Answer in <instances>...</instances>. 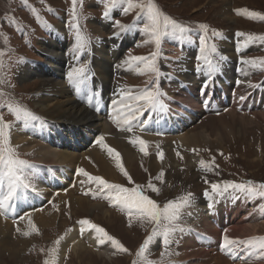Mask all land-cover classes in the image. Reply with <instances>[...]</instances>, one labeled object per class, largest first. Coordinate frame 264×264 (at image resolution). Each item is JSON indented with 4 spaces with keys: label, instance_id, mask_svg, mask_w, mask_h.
<instances>
[{
    "label": "rangeland",
    "instance_id": "rangeland-1",
    "mask_svg": "<svg viewBox=\"0 0 264 264\" xmlns=\"http://www.w3.org/2000/svg\"><path fill=\"white\" fill-rule=\"evenodd\" d=\"M154 2L164 14L190 26L191 31L182 39L175 37L164 39L156 61L158 74L151 72L139 74L143 71V64L130 61L129 64L116 65L121 59L126 61L129 60V57L134 56L148 57L153 51H156L155 45L149 42L148 34L143 32L147 18L141 16L138 19V10L134 9L124 14L122 9L126 5L118 4L110 12L112 20H105L103 18V0H82V3L77 6L79 11L78 21L81 31L88 38V43L82 50H77L74 45V32L70 27L72 0H27V4L23 0H0V53L3 54L0 55V62H2V67H0V93H3V96H0V103L5 101L19 103L40 118L30 125L32 127L36 126L38 122V127L32 129L33 136L27 134L28 141L32 143L23 141V144L20 142L21 144L17 145L11 135L17 132L18 136L21 133V138H24L26 133L23 131L27 126L18 123L15 117L9 114L6 107L0 109V115L3 116L6 123L12 125L9 129L10 144L16 150L17 156L27 161L29 165L34 163L33 167L38 164L42 165V162L39 161L37 155H34L32 149H29L32 146L44 147V145H47L46 140L42 139L41 127L43 126L46 129L51 127L50 122L47 123L39 110L35 108L33 99L40 95L35 93L40 82L42 80L46 81V78L54 79L56 74L59 75V78L63 76L68 80L67 85L72 87L71 91L75 100L81 106L88 108V111L94 116L103 117L105 119L104 124L112 127V131L108 133L109 128L107 126L103 130L97 125V130L96 128L94 130L97 135L95 132L92 133L90 141L86 140L85 145L83 144V146L75 149L73 152L77 155L96 147L100 154H104V152L107 154V149L96 142L102 135H104V139H107V134L113 136L124 135L125 139L122 137L119 139L127 145H133L130 141L136 136L145 139L143 137L149 135L155 138L151 142L147 141L149 156H153L155 160L161 162L164 166V160L159 159L157 153L163 151L164 154L168 138H174L173 134H175V137L200 135L201 140L198 141V145L180 150L176 142L170 141V146L167 149L172 155L173 166L168 163L169 166L165 165L157 173H154V171H148L147 166L138 160L133 166V174H130L127 170L131 182L127 177H122L120 173H116L117 181L104 180L129 189L142 185L145 189L144 194L156 201L160 207H163L168 201L177 200L181 196L192 193V204L182 210L181 219L178 221L184 230L193 228L188 224L191 222V218L196 219L198 217L196 208L214 203L218 207L224 206L223 209L220 207L222 210L219 208L214 214L217 219L219 216L218 225H214V222L211 223V226L221 230L219 239L210 238L206 240L203 236L207 235L204 230H200V234H196V231L193 230L191 241L185 239L182 242L181 238L175 239L174 232L170 244L167 249H164L161 239L157 237L146 252L147 260L151 261L152 264H210V261L215 260L216 256L221 259L224 258L228 263L237 264V262L231 261V257L220 248L224 236L229 237L231 234V232L227 233V229L230 230L235 227V224L227 225L226 219L235 218L234 223H240L241 227L262 225L264 222V199L247 200L238 193L235 194L240 196L238 199L228 194L224 197L216 195L206 197L205 192H211V183L222 184L225 181L239 183L248 180L264 183V70L241 63L242 59L264 58V41L255 40L245 45L242 42L246 37L237 36V33L252 34L257 37L264 36V20L259 18L250 19L246 15L237 14V12L243 13L247 10L264 16V0H154ZM31 9H35L39 15V22ZM12 20L16 23H10ZM114 20H119L125 25H132L135 22L137 27L131 31L121 33L119 38H115ZM199 24H205L208 27L206 37L208 48L211 49L215 45L216 49L214 54H209V59L219 64L218 70L213 74L216 75L213 83L226 84L218 89L212 83L207 84L205 87L208 89L215 88L213 94H208L205 89L193 83V76L200 72L197 71V67L202 63L199 50L201 32L196 28ZM99 30L100 33H98ZM60 32L63 33L62 40L57 38V33ZM213 32H219L221 35L213 36ZM99 44L105 46L103 49L108 50V55L112 59L104 87L101 78L96 74V47ZM238 48L240 49L239 52ZM51 49L56 50L59 57L56 65L52 64L53 59L49 55ZM115 56L117 59H115ZM20 58H23V62H19ZM185 59L186 64H184ZM48 62L52 66L49 69L50 72L48 71L50 66ZM115 65L116 67H114ZM80 67H84L88 74H86L87 78L83 81L82 86L81 83L74 84L69 79V73ZM54 69L57 73H53ZM237 69L238 74L236 73ZM22 71L25 72L26 76H23ZM182 72L183 74L179 75ZM46 73H50V75ZM246 73L249 75L248 80L241 77L242 74ZM178 75L182 82H189V85L178 86V83L175 84L174 79ZM223 75L233 78V82L229 84L228 78H222ZM157 84L160 91L165 94L161 96V99L166 108L163 112H146L145 116H151V119L146 123L155 124L152 122L158 119L170 118V126L168 127V124H166L159 132L148 134L141 131L142 128L147 129L145 126L148 124L134 127L132 132L119 130L111 111L115 112L117 107L123 108L121 101L143 104V101L137 102L131 99L127 93H131L132 97L138 96L141 91L152 89ZM258 90L263 94L257 93ZM99 94L104 95L101 100L96 98ZM102 99L104 100L102 101ZM98 102L100 104L95 108ZM255 114L257 117H255ZM252 116H254V119ZM210 117L215 118L216 121L204 123V120ZM238 117H243L245 120L240 121ZM60 123L62 122L60 121ZM199 124H202V127H196V130L192 131ZM77 125L71 124L76 128ZM202 134L207 138L202 137ZM82 142L84 143V141ZM22 145H24L23 148ZM104 145L106 144L104 143ZM134 147L139 148L138 145ZM135 151L139 152L138 149ZM109 158L114 160V156H108ZM102 159L108 160L107 158ZM201 160L211 164V171H205L201 168L199 163ZM78 161L80 162V159ZM175 162L176 164H174ZM81 168L78 165L73 166V169L69 168L68 176L77 179L75 188L74 179L68 186L70 191L75 190L77 192L76 197L86 201L89 200L90 204L103 205L104 210L109 215H99L97 212H94L93 215L92 212L82 213L76 204H68L66 201L63 203L62 201L58 202L55 199L58 197L57 195H49V199L41 209L50 211L53 214L52 216L57 220L56 226L58 227L54 228L55 226H53L43 230H39V228L31 231L28 227L30 224L26 220H28L29 214L31 217L38 212H28L21 219L22 216L18 215V211L28 207L30 199L33 201L34 194H31L29 189H21L20 198L14 202L12 207L14 210L12 217L7 218L5 215H0L2 218L7 219L6 221L10 225L8 233L0 236V264H45V261L54 264L53 259L59 249L60 242L67 233L70 234L74 229L76 230L77 226L80 225L79 222L85 219L90 222L88 226L91 227L92 224H95L103 227L109 235L119 240L128 249V252L122 253L116 250L112 251L113 248L111 247L108 256H99L87 249L86 251L95 257L90 264H133L137 260L136 253L144 240L152 233L153 225L147 221L137 219L135 216L129 220L127 214L120 211L118 206L110 205L109 201L103 198L104 193H99L96 198H93L92 193L98 191L97 187L86 176H79L77 170ZM26 170L27 168L24 169L25 176L28 173ZM72 172H74L73 175ZM161 172L164 173V176L162 180H158L157 176ZM88 174L90 175V173ZM91 176L95 175L91 174ZM80 178L82 179L78 183ZM83 180H85L83 185L86 182L89 185L86 191L83 189L84 186L81 185ZM149 181L160 189L159 193L147 188ZM67 188L66 190L69 189ZM4 190H6V187ZM35 190L38 191L36 187ZM82 192H88V195ZM32 193H35L33 189ZM221 201L223 205L220 204ZM42 210H39V212ZM195 222L196 220H194ZM61 225H63L62 228L59 227ZM17 228L20 229L19 232H17ZM27 229L32 233L29 232L30 235L24 236L22 233ZM181 232L183 231H176V233ZM187 232L188 230H186ZM260 236H264V230L261 232L260 229L256 234L243 235L238 239L247 240ZM80 238L78 232L77 239ZM185 241L194 247L187 246L188 250L179 251L181 249L180 242L184 243ZM104 244L106 247L111 246L108 242ZM210 248H215L214 252L204 253L205 250L210 251ZM162 252H165L163 256ZM239 253L242 258L239 263L264 264V258H258L255 253L249 257V251L243 246L240 247ZM193 254L197 255L191 256ZM62 264L85 263H80V260L76 259L70 250V246H68L64 251Z\"/></svg>",
    "mask_w": 264,
    "mask_h": 264
},
{
    "label": "snow or ice",
    "instance_id": "snow-or-ice-1",
    "mask_svg": "<svg viewBox=\"0 0 264 264\" xmlns=\"http://www.w3.org/2000/svg\"><path fill=\"white\" fill-rule=\"evenodd\" d=\"M23 2L27 4V0H23ZM103 2V18L105 20H112L110 12L112 8L116 7L118 4L126 5L122 9L124 14H127L135 9L138 10V19L141 16H146L147 20L144 24L143 32L148 34L149 42L155 45L156 51H153L148 57L134 56L129 57V60L125 61V63L135 61L139 64H143V71L139 74H145L147 72L158 74L156 61L164 39L167 37L182 39L189 31H191L190 26L182 24L181 22H178L177 20L164 14L154 0H103ZM81 3L82 0H72L70 27L74 32V45L77 50H82L88 43V38L84 36L79 27V11L77 6ZM31 11L34 15H36V19L39 22L40 18L35 9H31ZM237 14L246 15V17L250 19L259 18L264 20V16H261V14L256 12H248L245 10V12H237ZM10 23L15 24L16 22L12 20ZM113 27L116 29L114 37L119 38L121 33L131 31L133 28L137 27V25L135 22L132 25H125L119 20H114ZM196 28L201 32L199 37V50L202 58V63L198 65L197 71H206V73L211 76L219 68L218 63L209 59V54H214L216 51L215 45H213L211 49L207 46V25L199 24ZM212 35L220 36L221 33L213 32ZM237 36L246 37V39L242 42L245 45H248L255 40L264 41V36L257 37L252 34L245 33H237ZM239 51L240 49L238 48V52ZM0 55L3 54L0 53ZM19 62H23V58H20ZM241 63L253 68L259 67L261 70H264V58L242 59ZM0 67H2V62H0ZM86 78V69L84 67L77 68L73 72L69 73V79L74 84L83 83ZM127 95L137 102L143 101L144 103L132 104L125 103L124 101L120 102L123 105V108L117 107L115 109L114 116V122L119 130L132 132L134 127L144 125L151 119L150 115L145 116L146 112H163L166 108V105L161 99V96L165 94L160 91L158 84L154 85L152 89H145L141 91L138 96L132 97L131 93H127ZM0 96H3V93H0ZM5 107L9 114H12L15 117V120L18 123H22L24 126L31 125L33 122L40 119L33 112L19 103L10 101L0 103V109ZM142 117L143 119H141ZM11 127L12 125L6 123L3 120V116L0 115V215L5 214L10 207L14 206V202L20 198L21 189L28 190L32 188V185L29 182H26L27 177L25 176L24 169L31 168L33 166L29 165L27 161L20 159L16 154V150L11 146L9 137V129ZM103 141L104 137L101 136L96 142L107 149L109 156H114L116 166L120 169L121 173L128 178L129 182H131V177L124 169L120 161V154L111 147L104 145ZM130 142L134 146L138 145L139 151L144 156L149 155V152L147 151V141L139 136H136ZM157 156L161 160L164 158L163 152H158ZM199 163L202 169L205 171H211V164L206 163L204 160H201ZM77 172L79 175L86 176L89 181L96 185L98 191L92 193L93 198H96L99 193H104L103 198L107 199L110 205L118 206L120 211L127 214L129 220L135 216L137 219L147 221L153 225L152 233L144 240L143 244L139 248L136 253L137 260L134 261L133 264H152V262L148 261L146 257V252L148 251L150 244L157 237H159L162 242V247L167 249L171 242L172 234L176 231H184L178 221L181 219L182 210L185 207L191 206L193 196L192 193L181 196L177 200L168 201L163 205V207H160L156 201L144 194L145 189L142 185H137L136 187L129 189L118 184L108 183L101 177L91 176L85 172L84 169H78ZM163 176L164 173L161 172L157 176V179L162 180ZM81 183H84V181H81ZM5 187L6 190H4ZM147 188L156 193H159L160 191V189L153 185L151 181H149ZM237 193L243 195V197L247 200H255L258 198L264 199V183H256L251 180L239 183L231 181H225L222 184L211 183V192L206 191L205 196L210 197L212 195H216L224 197L228 194L232 195L233 198L238 199L240 196L235 195ZM84 194L88 195V192H85ZM208 207L212 208L213 205L209 204ZM23 218L24 217L22 216L21 219ZM28 222L30 225L32 224L30 214L28 215ZM79 223L81 225H88L90 222L85 219ZM32 227L34 229L35 226L33 225ZM91 229L95 232V239L98 244L102 245L108 242L114 250L122 253L128 252V249H126L119 240L109 235L103 227L92 224ZM19 231L20 229L17 228V232ZM83 231L84 230L82 228V234ZM22 234L24 236H28L30 233L25 231ZM241 246L249 251V257L255 253L258 258H264V236L252 237L247 240H239L229 238L225 235L223 243L220 247L221 250L228 254L231 258L236 259ZM164 254L165 252H162V256ZM45 264H49V262L45 261Z\"/></svg>",
    "mask_w": 264,
    "mask_h": 264
},
{
    "label": "bare ground",
    "instance_id": "bare-ground-1",
    "mask_svg": "<svg viewBox=\"0 0 264 264\" xmlns=\"http://www.w3.org/2000/svg\"><path fill=\"white\" fill-rule=\"evenodd\" d=\"M100 32L101 31L99 30L98 33H100ZM62 34H63L62 32H60L59 34L57 33L58 40H62L61 39ZM103 48H105V46L104 45L102 46L100 44L97 45V47H96V53H97V55H96L97 56L96 57L97 58L96 59V70H97L96 74H97V76H99L101 78V81L103 82L102 86L104 87V84H105L104 82H106V79H107L106 75L109 72L108 68L110 65V61H112V59L108 55V50H105ZM51 51H50L49 55L53 59L52 64L56 65L59 61L57 51L54 49H51ZM186 57L188 58V55ZM115 59H117L116 56H115ZM113 62H116V61H113ZM48 63L50 65L48 67V71L50 72L49 69H50V67L52 68V66H51L50 62H48ZM123 63H125V60L121 59L118 63H116V65H123ZM127 64H129V63H127ZM184 64H186V59L184 60ZM116 65L114 67H116ZM238 68L240 69V67H238ZM56 70H58V69H56ZM53 73H57V71H55V69H54ZM132 73H134V72H132ZM185 73L189 74L188 72H185ZM236 73L237 74L239 73L238 69L236 70ZM26 74H27V72H26ZM46 74L50 75V73L49 74L46 73ZM182 74H183V72L180 73L179 75H182ZM24 75H25V72H23V76ZM51 75H53V74L51 73ZM179 75L177 77H175L174 83L175 84L178 83L179 84L178 86L189 85V82H182L181 79L179 78ZM55 76L56 77L54 79L46 78L47 79L46 81L42 80L40 82L38 88L35 91V93H37V94L39 93L40 95H37V97H35L33 99V103H34L35 108H37V110H39L40 114L44 117V120L47 121V123L50 122L49 124L51 127H48L46 129L42 125H40V126H42L41 129L43 132L42 133L43 134L42 139L46 140V142L48 143L47 145H44V147H41V146H34L33 147L32 146L30 149L28 148L29 150L32 149L33 153H35L34 155H37L39 157V161L42 162V165L38 164V165H35L34 167H32L30 169L27 168V170H26L28 172L26 175V177H27L26 182H29L32 185V188H30L29 191L31 194H34L33 195V201L30 199L28 207L18 211V215H20V216H24V215L26 216L27 215L26 213L31 212V211L34 213L38 212L36 215L31 216V221L36 220V221H32L34 223L31 224L30 226H28L31 231L37 230L39 228H40L39 230H43L44 228L48 229V228H51L53 226H55L54 228L58 227V226H56L57 220L55 219L54 216H52L53 214L50 211H44L41 209L43 204L49 199V197L53 196L54 194L58 196L57 198H55V199H57L58 202L62 201V203H63L66 201L68 204H76V206H78V208H80V211L82 213L92 212V215H93L94 212H97L99 215L100 214L105 215V216L109 215V214H107L108 212L106 210H104L103 205L90 204L89 200L86 201L80 197H76L75 194L77 192H75V190L70 191V188L68 186H70V183H72L74 178H71L68 176L69 168L73 169V166L78 165V166L82 167L81 169H84L85 172L90 173V175L92 174V175L101 177V178L106 179V180H111V181H117L116 173H120V175L122 177L124 176L121 173L120 169L116 166L115 158H113L114 160H111V158L108 159V156H109L108 152H107V154H105V152H104V154H100V151L97 149V147L92 148V149H90V150H88V151H86L80 155H77L73 152L78 147L83 146V144L85 145L86 140L90 141V137H91L90 135L92 133L94 134V132H95L94 130H95L97 125L100 126V128H102L103 130L105 129V126H107L109 128V130H107L108 133L112 131V127L108 124H104L105 119L103 117L94 116L91 112L88 111V108L81 106L75 100L74 94L71 91L72 87L67 85L68 80H66L65 77L60 76V78H59L58 74H56ZM241 77L245 78L247 80L249 79V75H247V73L242 74ZM215 78H216V75L212 74L211 76H209L206 73V71H203V72L200 71L199 73H196V76H193V83L196 86H199V87L205 89L208 92V94H213L215 91V88L214 89H208L207 87H205L207 84L212 83L213 85L216 86L217 89L220 88V86L226 85V84L220 85L216 82L214 84L213 81H215ZM222 78H228V77L226 75H223ZM232 80H233V78H231V77L228 78L229 84H230V82H233ZM202 81H204V83H202ZM93 82H94V80H93ZM82 85H83V83H81V86ZM257 93L261 94L262 92L260 90H258ZM102 97H104V95L99 94L96 98H97V100H99V99L101 100ZM103 100L104 99H102V101ZM111 110H113V109H111ZM105 114H106V112H105ZM112 114L115 116L114 111H111V115ZM223 117H220V118L224 119ZM249 117L251 118V116H249ZM253 117L254 116H252V118ZM255 117H257V115ZM250 118H248V119H250ZM59 120L62 123H60ZM239 120L244 121L245 118L240 117ZM207 121L208 122H214V121H216V119L213 117H210V118L205 119L204 123ZM152 123H155V124L145 123V124H148L145 126V127H147V129L142 128L141 131H143L146 134L151 133V132L157 133L166 124H168V127H169L170 123H171V119L170 118H166V119H162V120L158 119L156 121H153ZM71 124L72 125L78 124L77 128L71 126ZM159 124H161V125H159ZM201 125L202 124L196 125L192 131L196 130V127H202ZM35 127H38V122H37V125L33 126V127L28 125L27 128L23 131L26 133V136L24 138H21V133L19 134V136L17 135V132L13 133L11 136H12L14 142L17 145H20L21 144L20 142H22V144H23V141L25 143H27V142L30 143V141H28V139H29L28 135L33 136V133H31V132H33L32 129ZM150 128H152V129L150 130ZM96 130H97V128H96ZM39 131H40V129H39ZM95 133L97 135V132H95ZM38 134H39V132H38ZM173 135H174V138H168V140L166 141V147L164 149V158H163L164 166L165 165L169 166V164H170V166H173V163L171 161L172 155L169 152V149H167L170 146L171 140H173L174 142H176L179 145L178 146L179 150L186 148V147H190V146H196V145H198V141L201 140L200 135H190L188 137H186V136L185 137H179V136L175 137V134H173ZM102 136H104V135H102ZM167 136H169V135L167 134ZM120 137L125 139L124 135L113 136L111 134H107L106 135L107 139H104L103 143H105L108 147H111L112 149H114L116 152H118L120 154V161H121L124 169L126 171L128 170L130 172V174L134 173L133 172V166H134V164L137 163L138 160H140L141 162H143L142 164L147 166L148 171H154V173H157L160 169H162L164 167V166H162L161 162L155 160V158L153 156L152 157L149 155L144 156L140 151L136 152L135 150H137V149L139 150L138 147L136 149L133 145H127V144L122 143L121 140L119 139ZM202 137L207 138V137L203 136V134H202ZM96 138H98V137L96 136ZM143 138H145L144 140L149 141V142L155 140L154 137L149 136V135H147ZM160 138H156V139H160ZM82 141H84V143ZM163 142H164V140H163ZM30 144H29V146H30ZM23 146L24 145H22V148H23ZM25 148L27 149V147H25ZM35 149H37V150H35ZM102 158H107L108 160L105 161ZM79 159H80V162L78 161ZM140 161H139V163H140ZM33 164H31V165H33ZM174 164H176V162ZM73 173L74 172H72V175H73ZM68 179H69V182H68ZM81 179L82 178L79 179L78 183L80 182ZM74 180H75L74 181L75 182L74 188H75L76 184H77V182H76L77 179H74ZM83 181H85V180H83ZM86 183L84 185H83V183H81V185L84 186V188H83L84 191H86L87 186H89ZM34 186L38 189V191L35 190ZM66 188L68 190H66ZM32 189H33V192H35V193H32ZM64 191H66V192H64ZM220 204L223 205V202L221 201ZM212 205H213L212 208H209L208 206L196 208V214L198 217L196 219L191 218L190 219L191 222H189V224L187 223L190 227H193V228L185 229L181 233L175 232V235H174L175 239L181 238L182 242L185 239H187V241L188 240L191 241V239L193 238L192 234L194 233V232H192L193 230L196 231V234H200L199 231L204 230L205 233L207 234V235H203L206 238V240H208L210 238H214V240L219 239L220 235H221V230H219L215 226H211V223L214 222V225H218L219 216L217 219L214 214L219 210V208L221 206L218 207V205H216L215 203ZM223 207L224 206H222L221 208L223 209ZM221 208H220V210H222ZM39 210H42V211L39 212ZM235 210H237V209H235ZM13 212H14L13 208L10 207L8 209V211L5 212V214H3V215H5L7 218H10V217H12ZM88 214H90V213H88ZM196 214H195V216H196ZM257 215H258V213H257ZM14 216H15V214H14ZM244 216H246V215H244ZM229 219H226L227 225L228 224H235V227L231 228L230 230L227 229V233L231 232L229 238L238 239L239 237H242L243 235L256 234L257 231H259L260 229H261V232H262V230H264V222L263 221H262L263 224L259 225V226L256 225L257 227H254V226L253 227H241L240 223H237V222L234 223L235 218H233V219L231 218V220H229ZM6 220L7 219H4L0 216V236L1 235L4 236V234L8 233V231L10 229L9 222H7ZM194 220H196L195 223H194ZM242 220H243V218H242ZM252 220H253V218H252ZM26 221H28V220H26ZM33 225L35 226L34 229L32 227ZM59 227L62 228L63 225H61ZM188 227H186V228H188ZM82 228L84 230L83 234L81 232ZM77 229L76 230L74 229V231L71 232L70 234L67 233V235H65V238L60 242V245L58 246L59 249L57 250L56 255L53 259L54 264H62L64 251L66 250V248L68 246H70V250L73 253V255H75L76 259L80 260V263L84 262L85 264H90L94 260L95 257L92 254L88 253V251H86L87 249L95 252L99 256H108L109 255V253H110L109 250L111 248L110 244H109L110 247L104 246L105 244L104 245L98 244L97 240L95 239V232H94V230L91 229L90 226L80 224L77 226ZM24 230H25V228H24ZM186 230H188L187 233H186ZM26 231L31 232V231H29V229H27ZM78 232L80 233V237H81L80 239H77ZM0 241H1V238H0ZM187 241H185L186 243L180 242L181 243V249H179V251L188 250L187 246H190L192 248L194 247L193 245L189 244ZM222 243H223V240H222L221 244ZM106 244H107V242H106ZM211 244H213V243H211ZM208 246H209V244H208ZM215 248H210V251L205 250L204 253L214 252ZM112 251H114V249ZM195 255H197V254H193L191 256H195ZM239 255H240V253L237 255L236 259L231 258L230 260L237 262V264H246V263H239L242 259L241 255L240 256ZM212 262H214V263H212ZM210 264H231V263L226 262V260L224 258L221 259V258L216 256L215 260L210 261Z\"/></svg>",
    "mask_w": 264,
    "mask_h": 264
}]
</instances>
